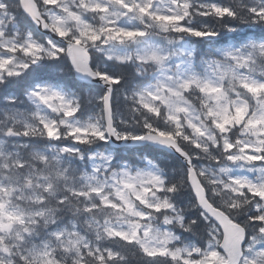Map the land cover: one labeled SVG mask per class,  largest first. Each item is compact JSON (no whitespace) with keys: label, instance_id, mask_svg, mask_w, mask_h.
Segmentation results:
<instances>
[{"label":"snow or ice","instance_id":"1","mask_svg":"<svg viewBox=\"0 0 264 264\" xmlns=\"http://www.w3.org/2000/svg\"><path fill=\"white\" fill-rule=\"evenodd\" d=\"M0 264H264V0H0Z\"/></svg>","mask_w":264,"mask_h":264}]
</instances>
